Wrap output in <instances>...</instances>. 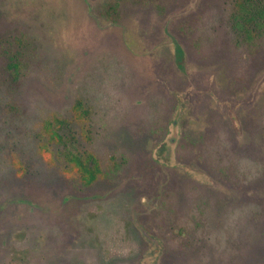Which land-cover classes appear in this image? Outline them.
Returning <instances> with one entry per match:
<instances>
[{
  "label": "rangeland",
  "instance_id": "1",
  "mask_svg": "<svg viewBox=\"0 0 264 264\" xmlns=\"http://www.w3.org/2000/svg\"><path fill=\"white\" fill-rule=\"evenodd\" d=\"M243 1L0 0V264H264Z\"/></svg>",
  "mask_w": 264,
  "mask_h": 264
},
{
  "label": "trees",
  "instance_id": "2",
  "mask_svg": "<svg viewBox=\"0 0 264 264\" xmlns=\"http://www.w3.org/2000/svg\"><path fill=\"white\" fill-rule=\"evenodd\" d=\"M243 4L245 5L244 7H241V5L238 4V8L240 19L245 23V26H242L241 23H237L236 30L242 33L243 36H247L246 41L252 42V38L255 36L254 29L258 31L262 30L264 27V0H244ZM111 11H115V8H108L107 12L110 13ZM253 25L255 26L254 29H252ZM51 138L55 139V136H52ZM40 147V150L42 151L43 146L41 145ZM162 152L163 151H161V153ZM76 161L78 164L76 167L77 172L80 174L81 179H83L84 183L88 186L93 185L100 175L95 157L92 154H88L84 157L77 155Z\"/></svg>",
  "mask_w": 264,
  "mask_h": 264
}]
</instances>
